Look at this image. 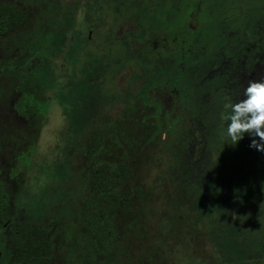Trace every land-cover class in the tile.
Instances as JSON below:
<instances>
[{
	"label": "rangeland",
	"instance_id": "obj_1",
	"mask_svg": "<svg viewBox=\"0 0 264 264\" xmlns=\"http://www.w3.org/2000/svg\"><path fill=\"white\" fill-rule=\"evenodd\" d=\"M97 4L0 0L24 15L22 28L0 34V66L27 59L0 73V224L21 199L60 184L70 205L44 219L48 264H84L90 242L112 264H264V152L250 147L259 137L234 145L225 134L219 155L205 148L196 86L225 57L255 81L264 30L253 23L262 20L239 37L215 0ZM76 44L71 53L94 66L89 85L65 75ZM120 164V201L101 200L95 171ZM102 230L111 231L103 247ZM8 239L18 241L10 228Z\"/></svg>",
	"mask_w": 264,
	"mask_h": 264
},
{
	"label": "trees",
	"instance_id": "obj_2",
	"mask_svg": "<svg viewBox=\"0 0 264 264\" xmlns=\"http://www.w3.org/2000/svg\"><path fill=\"white\" fill-rule=\"evenodd\" d=\"M215 2L218 6V12L223 10V8L220 9V5H222L223 2L227 4V12L224 15L227 16L228 23L231 25L230 34H232V36H247V31L244 28H246L247 25H252V22L248 21L252 20V18H257V16L260 17V15L264 13V9L261 7L264 4V0H215ZM4 9L5 11L3 10L2 12H7L9 16L0 21V31H6L8 28H22L24 26L22 9ZM93 26L94 24H90V28H93ZM87 43L88 40L86 38L84 47L80 49L81 52L86 50ZM76 46L77 44L74 45L72 51L66 52V57L72 66V70L70 69L65 75L68 78L74 79L75 72H79L83 77L80 81L84 82L85 85H89L91 83L90 77L94 74L92 71L94 66L92 64H84V62L81 61V52L78 53L77 51V54L71 53L76 50ZM237 49L238 48H235V50ZM26 61L27 59L25 58L21 59L16 66H22ZM7 62H2L0 68L12 66ZM227 63V70L221 68L219 71L212 72V80L209 79V77L206 79L205 76L202 75L201 79L196 84L197 90L199 89L200 91V100L202 103L200 104L199 112L200 115H205V117L200 120L199 125L205 130L206 136H208L206 146L205 142L203 145L205 148L210 145L212 149L218 151V155L220 148L217 146L220 145L219 141L227 134V125L230 123L226 117L231 114V105L245 99L241 98L243 95V91L241 92L242 84L245 82L242 79L243 72H241L242 70L240 71L239 66L233 61L228 60ZM76 66L78 68H75ZM44 67L46 70H52L50 65H44ZM210 85H212L213 88H210ZM209 92L213 99L212 106L204 105V101ZM223 92L228 93V100L225 99ZM228 104L230 105L228 106ZM202 138L205 139V136H202ZM211 138L215 141L214 143H212ZM203 155L204 154L199 155L195 162L196 166L201 165L204 159ZM205 159L208 161L207 157H205ZM55 162L56 160H54V163ZM125 171L126 168L122 164L115 165L107 171L102 169H97L95 171V173L99 172L101 174L98 177V182L94 186V191L101 200L113 203H118L120 201L119 189L122 185V179L125 177ZM68 195V190L62 188L60 184H51L44 187V189L35 196L20 200L18 211L21 221L16 229L18 241L15 243L8 239L7 247H0L2 250L1 264L49 263L50 253L47 247L46 231L43 224L44 219L47 218V215L50 213L51 207L53 208L56 206L54 214L57 218L59 214H63L65 211L69 210L70 196ZM104 231L102 230V234H98L95 240L101 247L104 246L105 234L108 236L111 234L110 230ZM100 257H102V252L98 251L90 242V251L84 257V264H112L108 259H100Z\"/></svg>",
	"mask_w": 264,
	"mask_h": 264
},
{
	"label": "clouds",
	"instance_id": "obj_3",
	"mask_svg": "<svg viewBox=\"0 0 264 264\" xmlns=\"http://www.w3.org/2000/svg\"><path fill=\"white\" fill-rule=\"evenodd\" d=\"M245 99L231 105V114L226 117L227 135L236 145L245 135L252 139L250 147L264 152V80L248 82L243 90Z\"/></svg>",
	"mask_w": 264,
	"mask_h": 264
},
{
	"label": "flooded vegetation",
	"instance_id": "obj_4",
	"mask_svg": "<svg viewBox=\"0 0 264 264\" xmlns=\"http://www.w3.org/2000/svg\"><path fill=\"white\" fill-rule=\"evenodd\" d=\"M96 1L98 2L97 6L100 7L101 0H96ZM226 5L227 4H225V2H223L222 5H220V9L223 8V10L220 11L221 14H225L227 12L226 11ZM261 7L264 9V4ZM4 8H7V9L15 8L16 9L17 7L16 6H7V5H4V6L0 7V21L2 19H4V18H7L9 16V14L7 12L6 13L2 12L3 10L5 11ZM17 9H20V8H17ZM256 19H258L257 20L258 22H259V19H261L262 21L259 22V23H253L254 29L256 28V31L262 32L264 30V18H262V16H260V17L257 16ZM222 20H225L226 23H228V19H227V16L226 15L224 16V18H222ZM227 25L229 27H231V25L229 23ZM228 26H226L227 27V30L229 29ZM17 29H20V28H18V27L11 28V29L8 28L6 31H0V34H6L9 31H15ZM228 59L229 58H226L225 57L224 58V61L222 62L223 63V68H225L226 70L228 69V67H227V64H228L227 61H228ZM7 63L8 64H12V66H8L6 68H0V73L3 72V71H14V70L19 69L18 66H15L12 62L11 63L10 62H7ZM212 72H214V71H212ZM209 79L212 80V76L211 75L209 76ZM260 80H264V72L262 74H259V72H257V75L255 77V81H260ZM243 85L245 87H247L248 82L245 81ZM210 86H211L210 88H213L212 85H210ZM209 91H210V89H209ZM207 96L209 97V100H210V98H212V95H211L210 92L208 93ZM242 96H241L242 99L245 98L244 96L243 97ZM18 218H19V211H18V204H17L16 210H15L14 215L12 216V218L9 219V220H7L6 222L0 224V247H7V245H8L7 244L8 243L7 240H8V231H9V228L11 229L10 225H12V230L15 231L16 236H18L17 235V230H16L18 228V225H15L16 222H14L15 221L14 219H18ZM1 257H2V250L0 248V264L2 263V258ZM253 262H254V264H256L257 262H259V260L258 261L255 260ZM253 262H251V263H253ZM244 264H250V263H247V262L245 263L244 262ZM259 264H260V262H259Z\"/></svg>",
	"mask_w": 264,
	"mask_h": 264
}]
</instances>
